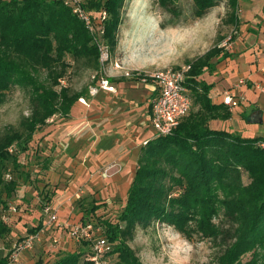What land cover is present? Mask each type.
<instances>
[{"label":"trees","instance_id":"1","mask_svg":"<svg viewBox=\"0 0 264 264\" xmlns=\"http://www.w3.org/2000/svg\"><path fill=\"white\" fill-rule=\"evenodd\" d=\"M126 1H84L85 9L105 28L103 39L110 53L119 44ZM193 1L198 19L226 1L227 22L239 26L240 0ZM175 2L159 0L165 11L177 15ZM104 10L107 16L102 20ZM221 42L191 62L186 85L192 108L171 135H157L143 146L116 221L88 219L87 211L74 223L93 222L101 229V233L94 234L97 238L102 234L111 242L110 264H145L129 240L140 227L155 223L173 226L188 239L197 234L222 245L213 264H264V136L244 137L239 132L212 128V120H228L233 112L224 102H213V85L200 78L206 70L216 69L215 59L225 51ZM100 57L95 35L61 0H0V107L13 87L25 90L30 97V114L22 115L18 127L9 126L0 135V264L18 263L58 226H46L44 211L55 192L41 188L37 207L42 212L40 219L28 224L24 232L12 235L17 208H31L29 200L17 197L20 186L30 181L20 154L29 149L35 133L50 118L56 114L67 116L71 106L93 86L81 91L69 86L58 90L60 80L67 79L75 67L99 71ZM43 72L44 80L40 77ZM38 163L42 173L48 159ZM15 169L22 170L20 175L13 174ZM8 173L12 178H7ZM96 208L93 205L90 210ZM73 225L64 228L69 231ZM39 233L40 242L22 251L19 261L13 260L19 244ZM71 238L78 243L74 249L50 263L40 257L35 264H94L91 258L95 240ZM247 255L250 258L245 260Z\"/></svg>","mask_w":264,"mask_h":264},{"label":"crops","instance_id":"2","mask_svg":"<svg viewBox=\"0 0 264 264\" xmlns=\"http://www.w3.org/2000/svg\"><path fill=\"white\" fill-rule=\"evenodd\" d=\"M252 2L254 8L258 2L262 4L260 10H248V17H258L255 22L260 23L259 29L250 27L253 22L244 24L245 32L242 26V34L236 38V45L240 47L235 58H225V50L215 59L218 62L216 69L206 70L200 76L213 85L210 96L215 103H222L224 97L234 91L236 98L243 97L232 109L230 119H214L210 124L212 128L239 132L244 137L264 136V92L256 88V84L264 86V0ZM220 13L217 9L209 20H218ZM116 60L123 68L114 66ZM108 67L112 90L99 87L96 94L89 91L86 96H81L88 104L77 100L67 116L54 115L35 135L40 148L38 154L43 156L39 162L48 159V167L42 173V166L36 171L41 173L39 177H45L46 182L54 185L55 194L50 205L59 216L58 227L79 221L80 215L72 212L76 201L91 197L100 205L116 198L125 200L141 150L157 136L152 124V104L159 93L158 85L127 75L126 72L134 67L122 58L112 59ZM243 78L248 79V83L235 89L234 84ZM112 163L118 164L120 171L103 178L100 171ZM67 179L68 185L63 182ZM17 197L29 200L31 208H17L12 218L15 224L13 236L24 232L28 224H33L42 215L36 205V200H40L36 185L30 181L23 183ZM58 235H61L60 231Z\"/></svg>","mask_w":264,"mask_h":264},{"label":"rangeland","instance_id":"3","mask_svg":"<svg viewBox=\"0 0 264 264\" xmlns=\"http://www.w3.org/2000/svg\"><path fill=\"white\" fill-rule=\"evenodd\" d=\"M175 3L177 15L165 11L160 6L159 0H127L123 11V23L119 31V44L116 50L112 51L111 60L124 59L134 67L128 72L139 78L137 73L143 71L191 64L221 40V45H224L227 51L225 58L233 59L240 46L236 45V39L229 38L233 35L241 36V27L244 24L253 22V26H250L253 30L260 27V23L255 22L258 21V17H248V10L253 11L254 8L252 0L241 1L238 11L241 26L237 27L231 22H227L229 6L226 1L212 8L201 19L194 16L193 0H176ZM261 5V2H258V6L254 9L260 10ZM217 9L221 11L218 20H209L208 17ZM245 27L242 28L243 32H245ZM219 36L223 39H220ZM231 50L234 51L231 52ZM116 61L122 66L119 60ZM107 73H109L108 66ZM94 74L91 69L75 67L66 76L67 85L73 91H81L85 87L96 85L98 79H93ZM40 77L44 80L46 73H41ZM91 89L92 87L89 91L92 94ZM29 114V94L19 87H13L8 92L7 101L0 107V135L9 126L18 127L22 115ZM39 149V143L37 144V140L35 141L34 138L29 144V149L20 154V161L24 167L23 170L30 172L28 180L37 186L39 192H41V188H45L52 193L54 185L46 182L45 177H39L41 173L36 171L41 166L38 160L43 158L41 154H38ZM13 171L14 175H20L22 170L15 169ZM68 181L69 179L63 180L64 183L67 182V185ZM39 197L40 200H36L37 207L41 203V195ZM95 201L96 199L91 197L82 203L80 200L76 201L75 207L72 209L73 214L81 217L82 213L88 211V219L104 218L116 221L122 212L124 200L120 198L112 200L111 203L100 205L95 204ZM93 205L98 206L95 211L90 210ZM85 208H89V210H84ZM217 221L224 222L220 218H217ZM59 231L61 235H58ZM69 231L64 226L53 228L52 232L44 237L43 242L37 244L33 251H30L31 254L22 257L16 264H29L31 261L30 264H35V260L40 257H43L48 263L55 261L68 249L72 250L78 244L74 243L75 240L69 236ZM56 237L58 238L57 242L54 241ZM129 244L145 264H213L222 249V245L210 238H203L195 234L191 239H188L173 226L161 223L152 224L147 228L140 227L133 239L129 240ZM249 258L250 255L245 256V260Z\"/></svg>","mask_w":264,"mask_h":264},{"label":"built area","instance_id":"4","mask_svg":"<svg viewBox=\"0 0 264 264\" xmlns=\"http://www.w3.org/2000/svg\"><path fill=\"white\" fill-rule=\"evenodd\" d=\"M66 6L70 7L72 12L79 17L87 25L89 30L95 35L98 47L101 53V68L95 72L93 79H98V85L92 86L91 92L96 94L98 88H104L112 90L113 86L110 84L109 74L107 73V66L111 62V53L109 45L103 39L105 28L102 27L100 22L94 19L84 7L85 0H61ZM107 16V12L104 10L101 12L102 20ZM230 37L229 39H231ZM224 46V45H222ZM116 68H121L119 62L114 63ZM191 70V64L183 65L180 67H166L160 70H147L142 73H137L140 80L143 82H155L158 85L159 93L153 100L152 104V124L156 130L157 135L168 136L171 135L179 125L180 121L185 117L192 108L193 100L189 94V88L186 85L188 72ZM264 72V67L262 68ZM134 73V72H133ZM127 75H131L130 72H126ZM248 83V79H239L234 88H238L243 84ZM68 86L67 79L60 80L58 90L62 87ZM256 88L264 92V86L256 84ZM235 92L228 93L223 102L231 109L238 106L241 103L243 97H235ZM79 101L88 104L85 97H80ZM264 146V143H262ZM13 149V148H12ZM120 171V166L116 163H112L107 167H104L100 171V175L103 178H109ZM7 178H12L11 173L7 174ZM46 214V226L50 227L58 224L59 216L51 205H47L44 209ZM95 232L101 233V229L96 228L93 222L86 224H74L70 228V236L77 241L80 240H95L93 247L94 255L91 260L94 264H110V252L112 250L111 242L108 238L101 234L98 238L95 237ZM41 240V233L29 235L22 243L19 244L16 252L12 255V259L19 261V256L22 251L33 249L34 246ZM57 242V240H54Z\"/></svg>","mask_w":264,"mask_h":264},{"label":"water","instance_id":"5","mask_svg":"<svg viewBox=\"0 0 264 264\" xmlns=\"http://www.w3.org/2000/svg\"><path fill=\"white\" fill-rule=\"evenodd\" d=\"M258 116V115H257ZM260 121V120H259Z\"/></svg>","mask_w":264,"mask_h":264}]
</instances>
